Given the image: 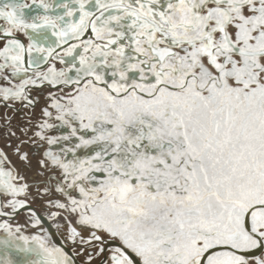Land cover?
<instances>
[{
    "label": "snow or ice",
    "instance_id": "obj_1",
    "mask_svg": "<svg viewBox=\"0 0 264 264\" xmlns=\"http://www.w3.org/2000/svg\"><path fill=\"white\" fill-rule=\"evenodd\" d=\"M0 264H264V0H0Z\"/></svg>",
    "mask_w": 264,
    "mask_h": 264
}]
</instances>
